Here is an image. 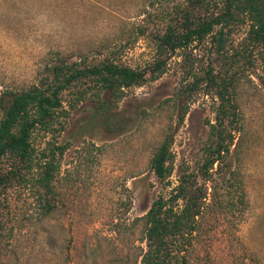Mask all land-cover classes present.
Instances as JSON below:
<instances>
[{
	"label": "rangeland",
	"instance_id": "1",
	"mask_svg": "<svg viewBox=\"0 0 264 264\" xmlns=\"http://www.w3.org/2000/svg\"><path fill=\"white\" fill-rule=\"evenodd\" d=\"M186 3L0 0V90L37 82L51 53L59 51L70 60L81 53L96 58L93 51L99 45H122V33L138 23L146 26L145 35L114 49V56L131 67H144L155 57L154 30ZM243 35L237 34L234 43ZM254 58L238 88L244 123L240 134L233 133L234 143L240 138L238 156L226 157V166L239 168L245 209L236 226L212 210L205 219L204 242L189 264H253L250 248L264 264V69L256 53ZM222 62L207 46L193 44L171 54L161 76L126 88L108 110L92 98L70 110L61 132L53 136L68 144L53 183L57 207L48 214L40 207L37 166L0 188V264H138L142 226L135 219L159 195L168 196L182 173H199L209 123L214 122L217 98L204 81L192 93L181 123L175 92L191 80L188 72L204 77L210 69L219 71ZM69 97L67 93L66 110ZM102 98L111 102L110 95ZM168 134L173 171L159 181L150 159ZM50 139L36 132L33 142L40 149Z\"/></svg>",
	"mask_w": 264,
	"mask_h": 264
},
{
	"label": "trees",
	"instance_id": "2",
	"mask_svg": "<svg viewBox=\"0 0 264 264\" xmlns=\"http://www.w3.org/2000/svg\"><path fill=\"white\" fill-rule=\"evenodd\" d=\"M131 26L119 38L122 45L101 44L93 51L96 58L81 53L78 60H70V56L57 51L45 61L37 82L24 88L0 90V188L25 177L37 166L40 207L44 214L52 212L57 207L53 183L60 171V158L68 147L53 136L61 132L70 110L92 98L106 111L126 88L161 76L171 54L193 44L205 45L223 59L220 70L213 73L210 69L204 77L192 70L187 74L191 80L175 92L179 123L188 112L192 93L203 81L217 98L214 122L209 123L204 158L198 170L201 182L198 174L182 173L168 196L159 195L135 219L142 226L138 264H189L194 250L204 242L205 219L212 210L236 226L245 209L239 168L226 166V157L231 153L238 156L240 138L234 143L233 133L240 134L244 129L238 88L245 67L254 65L255 53L264 69V0H187L184 7L174 16L162 19L154 30L151 38L155 57L144 67H131L114 56L118 48L145 35L146 26L142 23ZM242 31L241 40L234 43ZM67 93L68 110L64 106ZM103 94L110 95L111 102L104 100ZM36 132L51 137L43 148L34 145ZM171 145L172 134H168L150 159L151 170L159 181L172 174ZM255 251L250 248V259H256L253 264H262Z\"/></svg>",
	"mask_w": 264,
	"mask_h": 264
}]
</instances>
